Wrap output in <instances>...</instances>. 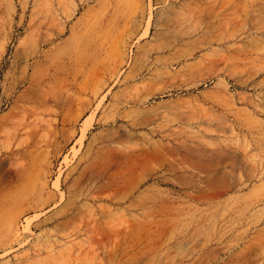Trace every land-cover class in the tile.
<instances>
[{
	"label": "rangeland",
	"instance_id": "1",
	"mask_svg": "<svg viewBox=\"0 0 264 264\" xmlns=\"http://www.w3.org/2000/svg\"><path fill=\"white\" fill-rule=\"evenodd\" d=\"M0 157V264H264V0H0Z\"/></svg>",
	"mask_w": 264,
	"mask_h": 264
},
{
	"label": "bare ground",
	"instance_id": "2",
	"mask_svg": "<svg viewBox=\"0 0 264 264\" xmlns=\"http://www.w3.org/2000/svg\"><path fill=\"white\" fill-rule=\"evenodd\" d=\"M118 38V37H117ZM119 40V39H118ZM117 51H119V48L117 47ZM119 53V52H118ZM90 122H91V119H89L88 117L84 120V123L83 124H85V130L89 127V125H90ZM84 130V131H85ZM2 155V154H1ZM8 157V156H7ZM7 157H6V159H7ZM4 157H0V162H3V161H5V159H3ZM1 164V163H0ZM57 184L58 183H56L55 185L57 186ZM236 220V219H235ZM227 223V222H226ZM16 224H17V221H16V215H11L9 218H8V220H7V222H6V227H7V230H8V232L9 233H13L14 232V230H15V227H16ZM133 225V224H132ZM130 231V230H129ZM129 231H128V233H129ZM198 233V232H197ZM200 233V232H199ZM205 233V232H204ZM203 232H201L200 234H204ZM127 234V233H126ZM143 234V233H142ZM195 234V233H194ZM139 235V234H138ZM193 235V234H192ZM205 236H206V238H207V242L208 241H210L211 240V237H210V235H209V233H208V235L205 233L204 234ZM127 236H128V234H127ZM130 236V235H129ZM137 236V235H136ZM142 236H144V235H142ZM152 236H154V235H152ZM203 236V235H202ZM197 237V236H196ZM205 238V237H204ZM243 235H237V236H235L234 238H233V240H232V242L234 243V244H229V243H227L226 244V246H225V248L227 249V250H231V247H233L235 244L237 245V243L238 242H240V241H242L243 240ZM130 239V238H129ZM134 239H136V238H134ZM138 239H139V237H138ZM141 239V238H140ZM139 239V240H140ZM144 239V238H143ZM150 239V238H149ZM152 239V238H151ZM191 239V238H190ZM194 239V238H193ZM197 239V238H196ZM131 240V239H130ZM200 240V239H199ZM205 240V239H204ZM142 240H140V242H141ZM135 242V241H134ZM147 242V241H146ZM185 242V241H184ZM200 242V241H199ZM231 242V241H230ZM139 242H138V240L136 239V242H135V245L136 244H138ZM152 243V242H151ZM195 243V242H194ZM204 243V242H203ZM209 243V242H208ZM145 244V243H144ZM187 244V243H186ZM190 244H191V241H190ZM189 244V245H190ZM196 244V243H195ZM199 244V243H198ZM249 244V243H248ZM132 245V244H131ZM197 245V244H196ZM254 245V244H253ZM257 247H259V248H261V249H264V239L262 238V236H258V238H257ZM133 246V245H132ZM143 246V245H142ZM146 246H148L147 244H146ZM181 246H184V245H181ZM202 246V245H201ZM235 247V246H234ZM193 248V247H192ZM197 248V247H196ZM183 249V248H182ZM213 249V248H212ZM194 250V249H193ZM252 251V250H251ZM253 251H254V248H253ZM243 253V252H242ZM245 253V252H244ZM253 254V253H252ZM185 255V254H184ZM190 255V254H189ZM189 255H188V258H189ZM243 255V254H242ZM182 256V255H181ZM185 258V257H184ZM244 258H247L246 257V255L244 256ZM244 258H242V259H244ZM191 259V258H190ZM239 259H241V258H239ZM241 259V260H242ZM183 260V259H182ZM240 260V261H241ZM250 260V259H249ZM261 260H262V258H261ZM260 259H259V261L258 262H256V264H262V261H261ZM264 260V259H263ZM240 261H238L237 260V262L235 263V264H239L240 263ZM51 263H54V264H59V262H49V261H45V260H40V261H38V264H51ZM249 263V262H248ZM251 263V262H250ZM255 263V262H254ZM227 264H230V263H227ZM242 264V263H241ZM251 264H253V263H251Z\"/></svg>",
	"mask_w": 264,
	"mask_h": 264
}]
</instances>
